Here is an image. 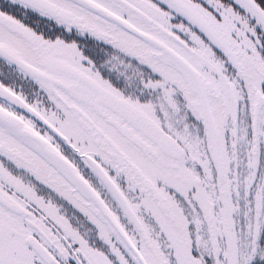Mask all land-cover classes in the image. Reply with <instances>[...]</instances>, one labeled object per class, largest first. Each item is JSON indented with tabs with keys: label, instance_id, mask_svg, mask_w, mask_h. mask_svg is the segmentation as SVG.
<instances>
[{
	"label": "snow or ice",
	"instance_id": "snow-or-ice-1",
	"mask_svg": "<svg viewBox=\"0 0 264 264\" xmlns=\"http://www.w3.org/2000/svg\"><path fill=\"white\" fill-rule=\"evenodd\" d=\"M0 264H264V0H0Z\"/></svg>",
	"mask_w": 264,
	"mask_h": 264
}]
</instances>
